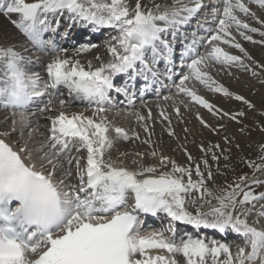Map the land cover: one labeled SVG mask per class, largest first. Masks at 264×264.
Returning <instances> with one entry per match:
<instances>
[{
    "label": "snow or ice",
    "instance_id": "6c2138e0",
    "mask_svg": "<svg viewBox=\"0 0 264 264\" xmlns=\"http://www.w3.org/2000/svg\"><path fill=\"white\" fill-rule=\"evenodd\" d=\"M250 5L264 10V0H219V6L211 10L213 27H207V19L197 21L198 29L208 35L200 39L193 35L173 59L167 34L187 27L208 7L203 0H173L172 4L152 0L151 7L136 0L131 8L126 0H0V14L32 46L19 51L15 45H0V109L11 113L4 118L10 120L8 129L0 131V264H180L177 256L184 258V264H264V228L257 227L264 219V192L254 190V186L264 187V179L256 175H264V148L261 163L245 161L252 169L251 178L244 174L232 184L218 187L209 160L219 173L221 158L229 159L224 153H230V147L213 144L207 148L201 143L198 160L181 146L185 165L152 148L150 156L157 164H144L143 154L136 153L134 167H129L121 159L128 153L113 158L112 150L120 140L140 139L139 133L130 135L125 128L114 127L103 115L114 96L134 103L137 93L129 84L142 79L147 88L149 80L155 83L163 75L179 95L188 98V103L180 100L179 105L201 106L220 120L241 123L244 111H225L189 82L255 109L245 96L233 93L211 74L214 68H237L253 76H259L256 68L264 70V64L253 60L237 40L239 36L264 44L249 34L264 37V19ZM13 14L19 19H11ZM242 16L261 27L251 26ZM75 29L93 34L115 30L117 35L106 43L109 58L96 55L97 65L76 58L97 48L95 43L79 44L68 55L69 49L61 47L59 40L68 39ZM222 45L240 54H232ZM32 51L51 60L45 63L24 54ZM31 67L41 68L47 79L29 71ZM118 77H126L127 82L117 83ZM76 103L94 105L93 114L65 110ZM179 105L174 113L182 120ZM53 112L56 114L49 115ZM134 115L144 122L151 119V110L147 117L139 112ZM159 116L167 123L169 135L175 136L170 116L163 109ZM197 119L215 134L224 130L223 124L213 127L199 113ZM42 120L49 124L37 142L33 134ZM143 127L149 137L143 143L151 147L152 133L147 123ZM13 134L21 139L12 142ZM224 141L232 143L227 135ZM159 213L195 229L235 233L244 243L233 252L231 245L214 239L189 235L177 242L172 227L167 229L171 236L163 229L144 233L140 214Z\"/></svg>",
    "mask_w": 264,
    "mask_h": 264
},
{
    "label": "bare ground",
    "instance_id": "6f19581e",
    "mask_svg": "<svg viewBox=\"0 0 264 264\" xmlns=\"http://www.w3.org/2000/svg\"><path fill=\"white\" fill-rule=\"evenodd\" d=\"M134 3L136 2V0H132ZM29 3H32L34 2V0H29L28 1ZM132 2V3H133ZM142 3H145L146 6L148 7H151L152 5V0H147V1H143L141 0ZM156 3L158 4H172L173 3V0H155ZM185 2H187V0H185ZM253 6V5H252ZM254 11L258 12V14H264V10H261L258 8V6L256 5L253 9ZM13 16H17V14H13ZM260 17V16H259ZM19 19V18H18ZM19 33L18 31L9 23H5L3 17L0 15V45H6V46H10V45H15L17 46V50L19 51H23L22 49V41L20 43L19 39H17ZM255 40V39H254ZM257 40V39H256ZM67 42V41H66ZM250 43V42H249ZM248 44V43H247ZM250 46L249 47H252V50H253V47L255 45L259 46V43H256L252 45L249 44ZM21 46V47H20ZM261 46V45H260ZM20 47V48H19ZM73 53H70L68 55H73ZM96 55H100L101 57H103L105 60H107L109 57H108V53L106 51V45H104V48L100 49V50H94V52L92 53H85L83 54L82 56H79V57H76L78 59H81V62H85V61H88V60H91L93 65H97L98 62L94 59V57ZM264 56V55H263ZM212 74V73H211ZM252 76V75H251ZM234 77H236V79L234 80ZM250 77V76H249ZM257 77V76H256ZM255 78V77H254ZM229 85H226L224 84L225 87H227L230 91H232L233 93L235 94H238V95H243L245 96L248 100H250L254 105H256L257 107V103H261V102H264V81L263 78H257V80H251L250 78L247 77V75H240V72H234L233 74V77L232 76H229ZM220 83V81H218ZM249 83H252V86L249 87ZM199 94L203 95V92H199ZM211 94H207L205 95L206 99H208L211 103L217 105L218 107L224 109L225 111H230V112H236V111H240V110H244L246 108V106L242 103V102H239V101H236L234 98H227V97H224L222 94H217V93H214V92H211ZM214 94V98H212L211 96ZM252 95V96H251ZM182 99H185L184 97H179L178 100L177 98H175L174 96H171L170 99L168 101H165V102H160V101H155L153 104H150L148 106L147 109H140L139 112L141 115H144L145 117L148 116V111L149 109L151 110V119H146V121L144 122H140V121H136L135 122V125H133V132H136V133H139V137H140V140L143 141L145 139H148V134L144 131V123H147L148 126H149V130L151 131L152 135H151V141H152V145L151 147L148 145V144H145L143 143V146H141L142 149H144L143 151H139V149H136V147L133 145H129V150H124L125 148H119L118 151H116V153L114 152V154L112 155L113 158H115L114 155H119V153L121 152H125V153H128L127 157H121V159L124 161V164L129 166V167H134V165H132V160L135 157V154L136 153H142L143 154V163L148 165V164H157V160L152 158L150 156V152L152 150V148H155V150L158 152V153H163L164 155H167V156H170L172 157V159L176 160L177 163L182 161V160H185L186 156H185V153L182 151L181 149V146H183V148H186L183 144V139L182 136L187 134L188 132H193L194 133H201V131H199V129L202 128L199 120L197 119V113H199L200 116H202L204 118V120H206L209 124H211L213 127H216L218 126L219 122L218 120L216 119L217 117H213V115L211 113H209L206 109H204L203 107L201 106H197V105H190L189 103V107L188 109L185 108L183 105H180V110L181 111V115H182V120H177L176 118V115L174 113V108L176 106H178L179 104V101L182 100ZM173 100H175L177 102V104H175L173 102ZM186 103H188V99H185L184 100ZM262 105V104H261ZM167 107V114L170 116V114L172 113L173 116H171V120H172V128L175 130V133H176V136H172V138H168L166 137L165 135L169 134L168 133V126H167V123L166 122H161L158 124H155V118L158 117V113L160 112L161 109H164V107ZM181 106H182V109H181ZM236 107V108H235ZM255 107V108H256ZM67 112L69 113H73V112H83L85 115H88V116H91L93 114V110H84V108L82 107H68L65 109ZM250 110V109H249ZM245 111V110H244ZM254 111V110H253ZM257 111V110H256ZM250 112V111H249ZM252 112V111H251ZM260 112V110H259ZM256 113V112H255ZM56 113H54L53 115H55ZM248 114V113H247ZM103 115L107 116L108 118V121L110 122V124L114 127L116 126H122L124 128L123 125H129L131 124V117H129V115H127L126 113L125 114H122L121 115H117L116 117H114L113 115H110L108 113H103ZM4 115L1 114L0 112V131H4V130H7L8 129V126L10 125V120L9 121H5V117H2ZM7 116V115H5ZM247 116V115H246ZM249 116H252L249 115ZM253 118V117H251ZM247 120V119H246ZM256 120V119H255ZM254 120V122H255ZM43 121V120H42ZM41 121V122H42ZM243 122V121H242ZM250 122V121H249ZM252 122V121H251ZM235 123V122H234ZM247 123V121H246ZM256 123V122H255ZM123 124V125H122ZM257 124V123H256ZM261 124V123H260ZM228 125V124H227ZM226 125V126H227ZM234 125V124H233ZM259 125V124H258ZM201 126V127H200ZM237 127H239L238 125H236ZM249 126V125H248ZM157 128V131L161 132V129L164 128L165 131H166V134L165 135H161V138L160 136L159 137H156L155 136V128ZM231 127V125H230ZM236 127V128H237ZM241 127V126H240ZM243 127V126H242ZM245 127V126H244ZM42 126L40 124L39 126V129L37 131V134L34 133L33 136H34V139L38 142L40 140V138H38V136H40L39 134L42 133ZM187 128L188 129V132H185L184 129ZM226 128V127H225ZM228 128V127H227ZM202 130H204L202 133H204V135L206 136V134L208 133H213L212 131H210L209 129L207 128H203ZM230 130V129H229ZM247 130V129H246ZM164 131V132H165ZM226 131V130H225ZM239 131V130H238ZM158 132V133H159ZM235 132V131H233ZM224 133V130L220 131L219 134H222ZM227 133V131L225 132ZM224 133V134H225ZM27 133H25L26 135ZM109 134H111V130L109 132ZM191 134V133H189ZM215 134V133H213ZM229 134V133H228ZM231 134V133H230ZM229 134V135H230ZM235 134V133H234ZM238 133H236V136H237ZM245 134V133H244ZM243 134V135H244ZM197 135V134H196ZM226 135V134H225ZM239 135V134H238ZM251 135V134H250ZM249 135V136H250ZM170 136V135H169ZM190 135H188L189 137ZM202 137L200 134H198L196 136V142L194 143H189L191 147H193L194 149L195 148H199V145L201 144L203 138H197V137ZM210 136V135H208ZM246 136V135H245ZM248 136V137H249ZM255 136V135H254ZM41 137V136H40ZM194 137V135H193ZM217 137V136H216ZM239 137V136H238ZM244 137V136H243ZM253 137V136H252ZM184 138V137H183ZM192 138V137H191ZM205 138V137H204ZM232 138V137H231ZM230 138V139H231ZM241 138V137H240ZM12 142H16L18 141L19 139H21L19 136H17L16 134H13L10 138H9ZM188 139V138H187ZM218 139V138H217ZM238 139V138H237ZM246 139H247V136H246ZM245 139V140H246ZM189 140V139H188ZM187 140V141H188ZM193 140V139H192ZM206 140V139H204ZM203 140V141H204ZM185 141V140H184ZM195 141V140H194ZM201 141V142H200ZM223 141H224V138H223ZM250 141V140H249ZM252 142H254V140L252 139L251 140ZM193 142V141H192ZM205 142V141H204ZM203 142V143H204ZM208 142V141H207ZM206 142V144H207ZM213 142V140H212ZM219 142V141H218ZM240 142V141H239ZM242 142V141H241ZM244 142V141H243ZM248 142V141H247ZM246 142V143H247ZM211 143V142H210ZM220 143H223V142H220ZM237 143V142H236ZM255 143V142H254ZM119 144H122V143H119ZM133 144V143H132ZM205 144V145H206ZM233 144V143H231ZM235 144V143H234ZM233 144V145H234ZM242 144V143H241ZM244 144V143H243ZM248 144V143H247ZM227 145V144H226ZM224 145V146H226ZM237 145V144H236ZM251 145V144H250ZM253 145V144H252ZM211 146V145H210ZM231 146V145H230ZM242 146V145H241ZM140 147V146H139ZM244 147V146H243ZM211 148V147H210ZM234 149L236 147H233ZM249 148V147H247ZM264 148V147H263ZM188 150V148H186ZM200 149V148H199ZM244 149V148H243ZM196 150V149H195ZM198 150V149H197ZM232 150V149H231ZM233 151V150H232ZM239 151V150H238ZM189 152V151H188ZM194 152V151H193ZM191 153V152H190ZM199 153V152H198ZM234 152H232V155H233ZM259 153V152H258ZM192 154V153H191ZM245 154V152H244ZM196 155V154H195ZM202 155V154H201ZM211 155V154H210ZM258 155V154H257ZM200 156V155H199ZM231 156V155H230ZM229 156V157H230ZM261 156V155H260ZM196 157V156H194ZM231 159V158H230ZM234 159V157H233ZM260 159V157H259ZM258 159V160H259ZM257 160V159H256ZM163 171H167L169 169H162ZM264 192V191H263ZM255 219V215H253L252 217L249 218V222L251 223V221ZM258 228H264V219H262L260 221V223L257 225ZM232 250L233 252L236 251V246L235 247H232ZM177 259L180 261V264H184V258L182 256H177Z\"/></svg>",
    "mask_w": 264,
    "mask_h": 264
},
{
    "label": "rangeland",
    "instance_id": "374dc122",
    "mask_svg": "<svg viewBox=\"0 0 264 264\" xmlns=\"http://www.w3.org/2000/svg\"><path fill=\"white\" fill-rule=\"evenodd\" d=\"M143 1H147V0H143ZM126 2L129 4L130 7L134 6V2L132 0H126ZM133 2V3H132ZM144 5H146L145 3H143ZM256 5H250V7H252V9H254ZM254 11V10H253ZM257 15L260 16L261 19H264V14H258L257 12ZM243 19H248V18H243ZM5 23H7V21L4 19ZM248 22L251 24V26H254V27H258L260 28L261 25L259 24H255L256 22L255 21H251L250 19H248ZM262 30H264V28H262ZM250 35L253 36V39H257V41L259 40H264V37H261L259 34H253V33H249ZM239 42L244 46L245 49H247L248 53L251 55V57L253 58V60L259 62L260 64H264V44H259V46L255 45L253 47V50H252V47H249L251 44V42L249 43V41H245L243 40V42H241L239 40ZM248 43V44H247ZM253 45V43H252ZM261 45V46H260ZM94 51V50H93ZM229 51V50H227ZM236 55H238V50H234ZM90 53V52H89ZM240 54V53H239ZM246 63H250V61H245ZM253 67H255V65H253ZM257 72H259V76H253L251 74V72H248V71H242L240 69H237V68H231V69H228L226 71H213L211 70V73L214 74V75H217L218 76V79L219 77H222L221 79H219L218 81H220L221 84H226V85H229V76H232L233 77V74L234 72H240V75L244 74V75H247L248 78H250L251 80H257V78H263L262 81H264V70H261L260 68H256L255 69ZM229 72L231 74H229ZM252 75V76H251ZM250 76V77H249ZM255 77V78H254ZM236 79V77H234V80ZM249 87L252 86V83H249L248 84ZM208 94H211L210 91L208 92ZM203 95H207L206 93H203ZM252 96V95H251ZM206 97V96H205ZM212 98H214V94L211 96ZM264 99V98H263ZM182 100H185V99H182ZM173 102L175 104H177V102L175 100H173ZM188 102V101H187ZM262 104V105H261ZM179 105V104H178ZM190 105H194V104H190ZM180 106V105H179ZM256 106V105H255ZM236 108V107H235ZM181 109H182V106H181ZM188 109V107H187ZM167 113V107L165 106L164 109ZM245 110V111H244ZM242 110L246 113V115L242 118V121L241 123H234V121L232 120H229L227 118H225L224 120H220L218 118H216L219 122L218 125L220 124H223L225 127H224V133L227 131V133H225L228 137H232L231 140H232V143L234 144H231L230 145H226L225 141H223V138L225 136L224 133L222 134H213V133H207L206 136L204 135V133H202L204 130L203 127L201 129H199V131H201V133H194L193 132H188L187 134L183 135L181 139H183V144L186 148H188V151L192 153L193 156H196V158L199 160L201 157H202V153L200 151L199 148H193L190 146L191 143H194L196 142V136L198 134H200L202 137H197V138H203L206 139V140H202L201 143H203L205 145V147L207 148H210L213 144H219L221 146V148H231V152L228 153V152H225L224 155H227V156H230L228 160H224L223 157L221 158V161H220V170H219V173L217 172L216 168H215V164L214 162H212L211 160H209L210 163H213V173H214V182L215 184L218 186V187H223V186H226L228 184H232L234 181L237 180V178H239L240 176L244 175V174H247L249 178H251V176L253 175V172H252V169L248 166V164L245 162V161H255V163L259 164L261 163V160L259 159V157H261L260 155L262 154L261 153V149L264 147V102H261V103H257V107L255 109H248L247 107ZM254 110V111H253ZM257 110V111H256ZM260 110V112H259ZM182 111V110H181ZM241 111V110H240ZM250 111V112H249ZM252 111V112H251ZM256 112V113H255ZM248 113V114H247ZM252 116H249L251 115ZM158 116H159V113H158ZM173 116V114L171 113L170 114V117ZM215 117V116H213ZM253 117V118H251ZM247 119V120H246ZM256 119V120H255ZM159 120V119H158ZM257 123H255L254 122ZM157 121V120H155ZM247 121V123H246ZM250 121V122H249ZM252 121V122H251ZM158 122V121H157ZM160 123V122H159ZM261 123V124H260ZM157 124V123H155ZM228 124V125H227ZM234 124V125H233ZM259 124V125H258ZM227 125V126H226ZM231 125V127H230ZM236 125H238L239 127H237ZM249 125V126H248ZM241 126V127H240ZM243 126V127H242ZM245 126V127H244ZM201 127V126H200ZM228 127V128H227ZM237 127V128H236ZM155 128V136L156 137H159L161 138V135H165L166 134V131L164 128L161 129V132L157 131V128ZM241 128H244V132H241L240 129ZM39 129V128H38ZM205 129V128H204ZM230 129V130H229ZM247 129V130H246ZM226 130V131H225ZM239 130V131H238ZM165 131V132H164ZM235 131V132H233ZM159 132V133H158ZM43 133V132H42ZM191 133V134H189ZM230 135H229V134ZM235 133V134H234ZM236 133L237 136H236ZM245 133V134H244ZM37 134V132H36ZM197 134V135H196ZM244 134V135H243ZM251 134V135H250ZM188 135H190L188 137ZM194 135V137H193ZM210 135V136H208ZM247 136V139H246V136ZM250 135V136H249ZM255 135V136H254ZM18 136V135H17ZM166 137L168 138H172V136L169 134L165 135ZM176 136V135H175ZM217 136V137H216ZM239 136V137H238ZM244 136V137H243ZM249 136V137H248ZM253 136V137H252ZM184 137V138H183ZM186 137V138H185ZM192 137V138H191ZM205 137V138H204ZM241 137V138H240ZM38 138H42L40 136H38ZM189 140H188V139ZM218 138V139H217ZM238 138V139H237ZM134 139V138H133ZM193 139V140H192ZM246 139V140H245ZM254 140V142H252L251 140ZM185 140V141H184ZM188 140V141H187ZM195 140V141H194ZM213 140V142H212ZM250 140V141H249ZM141 140H137V139H134L133 140V144L132 143H126V144H123L122 145H117L115 147V149H113L112 151V155L114 154V152L118 149V148H125L124 150H129V145L131 146H135L136 149H139V151H143L144 149L141 148V146H143V143L142 141L140 142ZM193 141V142H192ZM219 141V142H218ZM240 141V142H239ZM242 141V142H241ZM244 141V142H243ZM248 141V142H247ZM211 142V143H210ZM220 142H223V143H220ZM237 142V143H236ZM248 144H247V143ZM190 143V144H189ZM242 143V144H241ZM244 143V144H243ZM236 144L239 145V148L236 147ZM251 144V145H250ZM253 144V145H252ZM211 145V146H210ZM226 145V146H224ZM242 145V146H241ZM140 146V147H139ZM244 146V147H243ZM233 147H236L235 149ZM249 147V148H247ZM244 148V149H243ZM198 149V150H197ZM239 150V151H238ZM194 151V152H193ZM217 151V154H219V151L218 150H215ZM199 152V153H198ZM232 152L233 155H232ZM245 152V154H244ZM259 152V153H258ZM116 153V152H115ZM196 154V155H195ZM210 154L209 153V157H210ZM258 154V155H257ZM200 155V156H199ZM115 158L118 156V155H114ZM234 157V159H233ZM231 158V159H230ZM257 159V160H256ZM259 159V160H258ZM179 164L181 165H185L187 164V159L185 158V160H182L180 162H178ZM227 164L228 167L225 168L224 165ZM222 173V174H221ZM256 175L258 177H260L261 179H264V175H262L261 173L257 172ZM195 175L193 176V179H195ZM254 190L256 192H263L264 191V187H255L254 186ZM213 203H216L215 200H213ZM189 210L190 211H193L194 209L192 207H189ZM205 211H207V206H205ZM223 258V257H221Z\"/></svg>",
    "mask_w": 264,
    "mask_h": 264
}]
</instances>
